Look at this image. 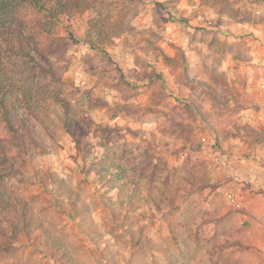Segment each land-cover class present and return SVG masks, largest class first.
<instances>
[{"label": "rangeland", "instance_id": "1", "mask_svg": "<svg viewBox=\"0 0 264 264\" xmlns=\"http://www.w3.org/2000/svg\"><path fill=\"white\" fill-rule=\"evenodd\" d=\"M37 2L0 0L33 33L22 57L0 46L28 131L23 150L0 124V264H264V225L244 213L264 205V158L223 169L228 131L264 146L263 114L235 117L264 103V0Z\"/></svg>", "mask_w": 264, "mask_h": 264}, {"label": "crops", "instance_id": "2", "mask_svg": "<svg viewBox=\"0 0 264 264\" xmlns=\"http://www.w3.org/2000/svg\"><path fill=\"white\" fill-rule=\"evenodd\" d=\"M230 26H231V28H234L235 30L243 29V27H241V26L239 27V24H237L234 20L231 21ZM247 29H248V27H247ZM263 37H264V35H263ZM251 45H252L253 49L256 48L255 42L253 40L251 41ZM252 55L254 57L255 54L252 53ZM206 56H208V55H206ZM210 56H213V55H210ZM198 60H199V58H198ZM218 70H219V72L221 71V69H218ZM233 76H234V74L231 73V77H233ZM262 99H260V101H262ZM263 102H264V99H263ZM260 103H261L260 108L259 107L258 108L254 107L251 109L240 108V112H238L235 116L237 119V126H239L240 124H248L247 123L248 121L251 122L250 124H254V125L259 124V122H260L259 119L261 120L260 114L262 113L263 115H262V122H261L262 127H261V129L264 130V118H263L264 117V103H262V102H260ZM250 117H252V118H250ZM197 120H200L199 121L200 124L203 123V125H206L205 123H207V121H205V120H204L205 122H203V119H201L200 116L197 117ZM209 122H210L209 124H212V125H216V124L220 123L219 121H218V123L214 122V121H209ZM228 132H229V135H228L227 142L224 144V148L226 149L225 151H227L228 155L230 156L231 162H229L228 167L223 168V169H230V170L231 169H252L253 173H255V174L257 172L256 171L257 169H263L261 167V164H259L257 159L259 158V156H260V158H262L261 156H263V158H264V146H262V147L259 146V148H256V149H254V151H252L253 148L250 149L247 146L246 142H244L245 140H243V138L241 137V136H243L241 132L240 133L237 131H233V132L228 131ZM221 133L224 137V131H222ZM254 152L256 153V155L253 156V157H255V159L250 160V158H249L250 153H254ZM245 159H246V161H245ZM231 173H232V171H231ZM235 174H237V176H238L237 172H235ZM243 174H245V175H243ZM247 174H249V173L247 171H244V173H242L241 176L247 177ZM250 174H252V173H250ZM262 180L264 182V178ZM254 182L253 183L255 184L256 188H258L259 183H260L259 177H256V180H254ZM263 188H264V186H263ZM231 191H233L232 188H230V192ZM257 196L258 195L254 194V196H252L251 199H248V198L245 199L246 202L244 203V207H245L244 213H245V217H247L249 220L250 219H251V221L254 220V223H256V226H260V225H264V205H260V206L257 205L258 204V201H257L258 197ZM261 231L264 233V229H261Z\"/></svg>", "mask_w": 264, "mask_h": 264}, {"label": "trees", "instance_id": "3", "mask_svg": "<svg viewBox=\"0 0 264 264\" xmlns=\"http://www.w3.org/2000/svg\"><path fill=\"white\" fill-rule=\"evenodd\" d=\"M38 3L39 0H32ZM8 10L5 8H0V46L5 45L6 50L8 52V56L13 59L17 58L18 56L22 57L23 55L21 52H18L17 47H19V44H21L22 39H31L32 38V29L29 23H27V20L23 18L24 16L21 14H16L10 18L8 16ZM6 21V25H3V22ZM11 20V22H9ZM20 60V59H19ZM26 64V62H25ZM25 66V65H24ZM26 64V68H27ZM2 78L0 76V84L2 81ZM1 86V85H0ZM11 97L12 93L10 91V88H6L3 92L0 91V124L10 132H20V138L22 139L23 143V150H27L25 148L26 140L28 138V131L27 128L24 127L23 124L17 123L15 116L13 115V107H11ZM18 102H23V106L28 105V103L25 101V97H21V99H17ZM13 102V106H14ZM30 106V105H28ZM7 150L4 149L2 145L0 144V156L6 157ZM6 160V159H5ZM13 170L11 169H0V181L6 178L7 176L12 175L13 176Z\"/></svg>", "mask_w": 264, "mask_h": 264}, {"label": "built area", "instance_id": "4", "mask_svg": "<svg viewBox=\"0 0 264 264\" xmlns=\"http://www.w3.org/2000/svg\"><path fill=\"white\" fill-rule=\"evenodd\" d=\"M222 162H223L222 158L218 159L215 167L217 169H220ZM226 200L229 203V205H231L234 209L240 210L243 208V202L240 200L238 195L233 192L226 193Z\"/></svg>", "mask_w": 264, "mask_h": 264}]
</instances>
